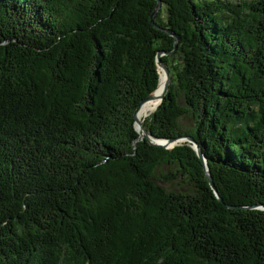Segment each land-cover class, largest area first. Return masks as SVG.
<instances>
[{"label": "trees", "instance_id": "obj_1", "mask_svg": "<svg viewBox=\"0 0 264 264\" xmlns=\"http://www.w3.org/2000/svg\"><path fill=\"white\" fill-rule=\"evenodd\" d=\"M160 1L223 202L155 0H0V264H264V0Z\"/></svg>", "mask_w": 264, "mask_h": 264}, {"label": "water", "instance_id": "obj_2", "mask_svg": "<svg viewBox=\"0 0 264 264\" xmlns=\"http://www.w3.org/2000/svg\"><path fill=\"white\" fill-rule=\"evenodd\" d=\"M156 1V6H155V9L153 11V13L151 14L150 16V24L151 26L156 29V30H159V31H162L164 32L165 34H167L168 36L172 37L173 38V46H174V49L171 51V52H158L157 55H156V58H155V61H156V67L159 71V69L162 71L163 75L165 76V83H164V88H163V93L160 97V102L159 104L161 103V101L163 100L166 92H167V89H168V86L170 84V81H171V77H170V70H169V67L167 66L166 63H164L161 59L162 56H167V55H171L175 52L176 48H177V43L179 41V37L174 33L172 32L171 30H164V29H161L160 27H158L155 22H154V17L156 16L157 12L160 10L161 8V1L160 0H155ZM158 87V86H157ZM157 89V88H156ZM154 92H152L149 96H147L142 102L139 103L135 113H134V126H135V130L137 131L138 135H139V138L141 139H146L148 140V142L153 145V146H159V147H163L165 149H172L174 146L180 144L181 142H186V143H189L192 147V149L195 151L197 157L199 158V160L201 161L202 165H203V171H204V174H205V178H206V181L208 182L209 184V187L211 188V190L213 191L215 197L217 198V200L222 203V199L218 196L217 192H216V189H215V186L213 184V181H212V177H211V174H210V170H209V167L207 165V160L205 158V156L202 154L200 148L198 147V145L194 142V140L191 138V137H185V136H181V137H177L175 139H159V138H154L152 137L151 135L148 134V132L145 130V128L143 127V125H139L137 126V120H136V114L138 112V109L139 107L141 106V104L149 99H151L152 97V94ZM158 104V106H159ZM157 106V107H158ZM156 107V108H157ZM156 110V109H155ZM226 208L228 209H234L236 207H233V206H226ZM249 209H257V210H261V211H264V206L263 205H257V206H253V207H249Z\"/></svg>", "mask_w": 264, "mask_h": 264}, {"label": "bare ground", "instance_id": "obj_3", "mask_svg": "<svg viewBox=\"0 0 264 264\" xmlns=\"http://www.w3.org/2000/svg\"><path fill=\"white\" fill-rule=\"evenodd\" d=\"M159 83L157 89L152 94L151 99L143 102L138 109L136 114L137 126L142 125L143 120L153 111L156 109L160 102V97L163 93L164 83H165V76L163 75L162 71L159 69Z\"/></svg>", "mask_w": 264, "mask_h": 264}, {"label": "rangeland", "instance_id": "obj_4", "mask_svg": "<svg viewBox=\"0 0 264 264\" xmlns=\"http://www.w3.org/2000/svg\"><path fill=\"white\" fill-rule=\"evenodd\" d=\"M225 1V0H223ZM229 2H238V1H245V0H228ZM155 110H153L152 112H154ZM151 112V113H152ZM150 113V114H151ZM149 114V115H150ZM148 115V116H149ZM147 116V117H148ZM190 124H191V121L189 119H184L182 121V125L184 126H187V127H190ZM183 143H186V142H181L180 144H183ZM178 144V145H180ZM177 146V145H176ZM175 147V146H174ZM167 173V168L166 167H160L157 171H156V183L164 188H166L168 191H173V192H176V191H181V192H188L190 191V186H188L187 184H180V181L179 180H176L174 182H171V183H164L160 180V177L161 175H164Z\"/></svg>", "mask_w": 264, "mask_h": 264}]
</instances>
